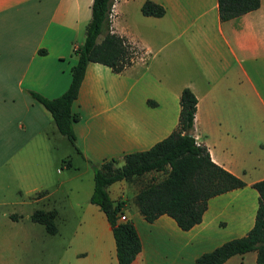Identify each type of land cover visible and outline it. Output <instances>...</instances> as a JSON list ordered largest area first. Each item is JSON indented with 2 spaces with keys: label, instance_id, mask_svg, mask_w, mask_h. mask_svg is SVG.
<instances>
[{
  "label": "crops",
  "instance_id": "0c3cea01",
  "mask_svg": "<svg viewBox=\"0 0 264 264\" xmlns=\"http://www.w3.org/2000/svg\"><path fill=\"white\" fill-rule=\"evenodd\" d=\"M91 1L0 0V264H70L66 258L118 264L111 226L90 200L87 159H120L168 135L185 86L197 99L196 141L244 185L210 196L188 229L165 213L145 220L132 202L137 181L116 180L107 192L123 201L140 239L129 264H196L197 255L245 234L254 222L258 193L251 183L264 178V0L224 20L216 0H152L163 6L160 16L142 14L144 0H112L111 30L141 52L119 72L86 63L71 104L81 154L66 139L69 154L49 111L29 90L54 97L67 87ZM65 154L68 164L61 162ZM36 209L54 210V233L30 218ZM67 229L70 251L59 240ZM255 257L249 250L221 264H257Z\"/></svg>",
  "mask_w": 264,
  "mask_h": 264
},
{
  "label": "trees",
  "instance_id": "16d2710c",
  "mask_svg": "<svg viewBox=\"0 0 264 264\" xmlns=\"http://www.w3.org/2000/svg\"><path fill=\"white\" fill-rule=\"evenodd\" d=\"M216 2L218 16L222 20L252 10L259 4V0ZM111 6L112 0L91 1L83 40L72 49L75 61L70 66V80L64 91L57 96L46 97L29 90L30 95L49 111L59 132L80 154L72 127L78 114L72 111L71 104L77 95L86 63L97 61L119 72L141 52L125 36L111 30ZM140 11L144 15L160 16L164 8L155 1L144 0ZM196 101L195 94L188 87H183L178 98L176 126L150 147L124 153L120 159L111 157L99 163L87 159L94 180L90 200L100 206L111 226L118 264H129L139 252L141 243L133 221L123 214V201L113 202L109 198L107 186L110 183L120 179L137 181L139 186L132 202L143 218L152 221L165 213L181 229H188L200 221L210 196L244 185L242 179L210 158L204 144L194 141L192 129ZM148 102L152 103L150 100ZM61 162L68 164L65 158ZM150 171H160L162 175L159 178H143ZM251 185L258 193L252 226L245 234L225 240L197 255L196 264H221L230 255L249 250H255L257 264H264V178ZM121 214L125 216L124 219L120 218ZM10 216L16 218L15 214ZM30 218L42 223L49 233L56 231L54 210L36 209Z\"/></svg>",
  "mask_w": 264,
  "mask_h": 264
},
{
  "label": "rangeland",
  "instance_id": "374dc122",
  "mask_svg": "<svg viewBox=\"0 0 264 264\" xmlns=\"http://www.w3.org/2000/svg\"><path fill=\"white\" fill-rule=\"evenodd\" d=\"M138 55H136V56H138ZM63 141L65 143H67V145H68L67 147H69V151H68L69 154L73 153V150L70 147V145L68 144L66 138H63ZM60 148H64V146H60ZM66 156L67 155L65 154L63 156V158H65ZM58 166L64 168V165L63 164L60 165V163H59ZM161 175H162V172H160V171H150V172L146 173L143 176V178H149L150 176H155V177H158L159 178ZM130 195H131V192H126V196H130ZM69 221H74V216H71L69 218ZM70 237H71L70 229H67V232L66 233L62 232L61 236L59 237V240L63 238V245L65 246V248H67V251H70V250L74 249V242L70 240ZM68 260H70V264L73 263V260L72 259H68V258H66V263H68Z\"/></svg>",
  "mask_w": 264,
  "mask_h": 264
},
{
  "label": "built area",
  "instance_id": "2783aa9c",
  "mask_svg": "<svg viewBox=\"0 0 264 264\" xmlns=\"http://www.w3.org/2000/svg\"><path fill=\"white\" fill-rule=\"evenodd\" d=\"M193 137H194V141H195L196 143H198V142L196 141V136H193ZM120 218H121V219H124L125 216H124L123 214H121V215H120Z\"/></svg>",
  "mask_w": 264,
  "mask_h": 264
}]
</instances>
